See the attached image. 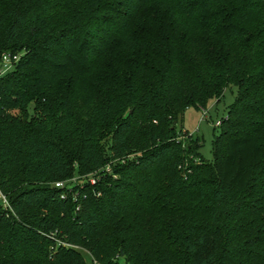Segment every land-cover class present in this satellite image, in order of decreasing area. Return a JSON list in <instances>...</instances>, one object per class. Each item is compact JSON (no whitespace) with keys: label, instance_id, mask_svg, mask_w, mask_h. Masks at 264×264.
Listing matches in <instances>:
<instances>
[{"label":"trees","instance_id":"16d2710c","mask_svg":"<svg viewBox=\"0 0 264 264\" xmlns=\"http://www.w3.org/2000/svg\"><path fill=\"white\" fill-rule=\"evenodd\" d=\"M4 53L0 264H264V0H0Z\"/></svg>","mask_w":264,"mask_h":264},{"label":"rangeland","instance_id":"374dc122","mask_svg":"<svg viewBox=\"0 0 264 264\" xmlns=\"http://www.w3.org/2000/svg\"><path fill=\"white\" fill-rule=\"evenodd\" d=\"M236 95L237 87L230 86L226 88L224 95L220 100H211L207 108L203 109L207 113L205 117L206 119H203L202 109L189 108L184 113L183 120L177 125L178 130H184L191 136L200 138L202 142L200 152L203 158L208 162L213 161V140L221 132L220 128L215 126V123L217 121H222L227 117L228 109L230 105L233 104ZM13 113L18 115L17 111H14ZM189 134H187V136H190ZM83 183H85L83 180L76 177L70 182L68 188L82 185ZM78 250L81 251L87 264H92L91 256L84 250Z\"/></svg>","mask_w":264,"mask_h":264},{"label":"built area","instance_id":"2783aa9c","mask_svg":"<svg viewBox=\"0 0 264 264\" xmlns=\"http://www.w3.org/2000/svg\"><path fill=\"white\" fill-rule=\"evenodd\" d=\"M20 58H21L20 54L13 55L10 53H4L1 57V60H0V77L7 74L11 70H13L14 66L16 65L17 62H19ZM202 111H203V119H206L205 117H206L207 113L203 109H202ZM221 123H222V121H217L215 123V126L219 127L221 125ZM105 170H106V172H110V166H107L105 168ZM78 178L83 180V182H85V183H89L91 185H96V183L100 179V174H99V172H96L95 174H93L89 177H83V178L78 177ZM63 186L64 185L62 183H56V187H63ZM0 206L4 210L13 213V209H12V206L10 204V201H9L8 197L2 192L1 188H0ZM64 245L69 246L68 244H64ZM91 259H92L93 264H97L93 260V258H91Z\"/></svg>","mask_w":264,"mask_h":264}]
</instances>
